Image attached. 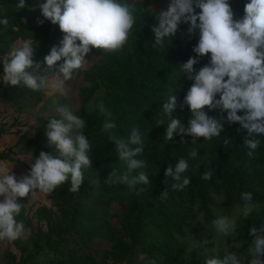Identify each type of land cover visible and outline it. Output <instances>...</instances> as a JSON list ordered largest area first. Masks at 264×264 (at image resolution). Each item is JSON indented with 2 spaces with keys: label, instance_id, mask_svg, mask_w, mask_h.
Masks as SVG:
<instances>
[{
  "label": "trees",
  "instance_id": "16d2710c",
  "mask_svg": "<svg viewBox=\"0 0 264 264\" xmlns=\"http://www.w3.org/2000/svg\"><path fill=\"white\" fill-rule=\"evenodd\" d=\"M17 2L0 0V16L9 20L0 31V54L4 55L12 44L29 39L37 46L34 60L43 62L51 46L59 43L62 33L58 25L39 22L43 18L38 8L30 10L38 0H26L24 9H17ZM133 2L139 15L128 43L110 53L93 49L86 59L94 55L96 60L73 76L82 77L75 112L86 121L84 134L92 145L93 167L84 172L78 192H70L66 181L50 194L56 210L42 205L31 214L26 207L27 198H20L21 213L16 219L24 222L30 235L26 241L12 242L20 256L7 249L6 264H149L152 259L157 264H202L205 254H213V247L217 256H223L225 250L219 247V240L215 242L204 232L197 234L202 221L210 223L218 214L215 213L218 207L237 206L241 191H251L258 204L248 218L238 219L237 239L245 254L246 242L251 240L248 228L264 222V134H260L262 143L252 158L245 155L242 145L245 130L226 120L219 136L211 140L199 138L193 144L185 137L186 143H181L176 136L174 141H164L167 118L159 106L167 95L174 91L177 97L178 107L173 116L186 124L190 115L186 107L179 108V101L192 82L178 70L181 63L195 55L192 48L197 37L189 36L187 26L181 24L168 51L167 47L154 49L151 26L156 23V15L166 9L168 0ZM230 3L239 18L244 0ZM205 63L207 57L201 58L195 67L198 69ZM0 91L2 101L16 112L49 102L45 93L20 87L0 85ZM64 102L70 104L68 96ZM100 102L113 113L117 136L126 137L132 127L141 129L144 151L140 158L145 160V171L150 173L149 185L129 189L125 184L107 181L112 168L122 169L123 164L117 159L114 142L100 131L103 116L96 108ZM209 115L220 118L221 114L213 111ZM159 120L164 124L157 125ZM46 124L47 121L31 137L17 130L16 143L0 150V162L11 160L20 145L30 148L36 156L42 150L51 152L46 144ZM8 131L0 125V136ZM226 138L229 144L224 143ZM193 151L197 153L195 157L189 155ZM179 158L188 161L183 175L190 178V183L183 190H172L171 178L167 184L164 182V170ZM205 171H211V179H202ZM140 187L145 190L138 191ZM163 190H168V195L161 200ZM115 205L120 206V212H114ZM194 240L200 244L194 246Z\"/></svg>",
  "mask_w": 264,
  "mask_h": 264
},
{
  "label": "clouds",
  "instance_id": "9594fccd",
  "mask_svg": "<svg viewBox=\"0 0 264 264\" xmlns=\"http://www.w3.org/2000/svg\"><path fill=\"white\" fill-rule=\"evenodd\" d=\"M26 0H18L16 8L24 9ZM41 17L40 23L48 21L58 25L62 38L51 46L43 62L34 60L37 46L29 39L12 44L0 55V85L20 87L49 96L46 108L39 113L47 119L44 127L46 144L51 152L40 151L38 156L29 153L28 173L20 178L11 170L0 167V242L11 243L26 234L22 220L20 198H30L38 193L51 194L64 182L69 191L76 193L84 182V172L92 166V145L84 134L86 121L65 103L68 89L66 82L77 70H81L93 49L110 53L122 49L129 40L133 26L138 20V9L133 0H38L35 7ZM9 20L0 16V31ZM187 26L189 36L197 40L192 48L195 54L179 65L180 75H186L192 83L179 101V108L190 113L187 123L173 116L178 107L172 91L159 106L167 118L163 139L181 143L188 137L195 144L199 138L211 140L218 137L225 124L238 123L245 130L243 139L245 155L252 158L262 143L264 134V0H244L243 14L235 17L230 0H168L166 9L156 15L151 26L154 49L167 51L180 25ZM2 47V46H0ZM207 63L195 67L201 58ZM103 116L100 131L115 144L117 159L122 169L112 168L107 181L125 184L129 189L147 186L149 172L145 171L144 139L140 128L132 127L127 136L115 134L113 113L103 102L96 106ZM218 111L220 118L209 115ZM163 125L164 121H156ZM229 144V139L224 140ZM195 157V151L189 154ZM187 159L179 158L164 170L165 184L171 178L172 190H183L190 178L183 175L188 169ZM211 171H205L202 179H211ZM96 181H93L95 183ZM140 187L138 191H144ZM168 190L160 194L167 198ZM240 203L235 210H222L211 220V229L219 237L232 238V246L242 248L237 239L239 218H248L258 208L251 191L239 193ZM264 221V220H262ZM246 242V254L238 255L225 247L223 256L205 254L202 264H264V222L258 227L250 226ZM194 246L200 241L194 240ZM149 264H157L155 259Z\"/></svg>",
  "mask_w": 264,
  "mask_h": 264
},
{
  "label": "rangeland",
  "instance_id": "374dc122",
  "mask_svg": "<svg viewBox=\"0 0 264 264\" xmlns=\"http://www.w3.org/2000/svg\"><path fill=\"white\" fill-rule=\"evenodd\" d=\"M95 60L96 57L94 55H92L88 59H85L83 68L87 69ZM81 78V75H79L66 82V85H70V88L68 90V101L73 106L74 111L76 107L79 106L80 99L78 97V90L83 84L81 82ZM1 94L2 92L0 91V125H4L5 128L9 130L7 133L0 136V150H4L5 148L13 146L16 143L18 139V136L16 135L17 130L27 134V136L29 137L35 134V131L40 128L44 122L47 121V119L40 117L39 115V113L46 108L47 104L44 105V103H41L38 106L25 110L24 112H16L12 107H10V105L2 101ZM46 96L49 97L47 94ZM14 152L15 153L11 155V160H4L0 162V167L11 170V174H15L18 178H20L28 173L30 161H27L26 159L28 158L29 153H31V149L22 147V145H20L15 148ZM26 198L28 201L26 207L28 210H30L31 214L38 206L42 205L56 210V207H54L53 198L50 194L38 193L31 198L30 195ZM0 199H2V197H0ZM235 207L231 209L218 207L215 209V213H220L222 210L234 211ZM120 211V206L115 205L114 212ZM36 222L37 220H34L35 226H37ZM44 229H46V226H44ZM202 232L206 233L210 238H212V240L214 239L215 242L219 240L220 248L225 249V247L228 245V251L231 250L238 255L245 252L243 247L237 249L232 246V238H222L217 236L211 229V222L204 223V220L202 221V225L197 234H201ZM29 235L30 232L29 230H27L26 234L23 237L19 238V240L26 241L29 238ZM7 249L12 250L15 254H17V256H20L19 250L16 249L15 245L12 242H0V264H6L5 251ZM211 250H215L214 247Z\"/></svg>",
  "mask_w": 264,
  "mask_h": 264
}]
</instances>
